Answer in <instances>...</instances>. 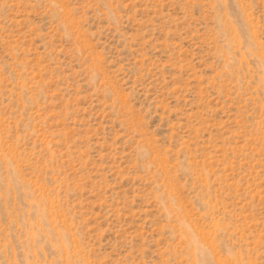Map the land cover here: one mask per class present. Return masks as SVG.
<instances>
[{
	"label": "rangeland",
	"instance_id": "obj_1",
	"mask_svg": "<svg viewBox=\"0 0 264 264\" xmlns=\"http://www.w3.org/2000/svg\"><path fill=\"white\" fill-rule=\"evenodd\" d=\"M0 264H264V0H0Z\"/></svg>",
	"mask_w": 264,
	"mask_h": 264
}]
</instances>
